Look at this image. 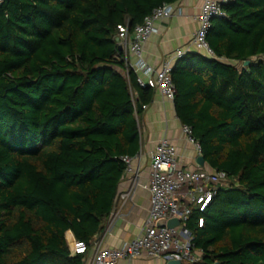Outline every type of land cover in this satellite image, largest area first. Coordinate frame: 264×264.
<instances>
[{"label": "trees", "instance_id": "16d2710c", "mask_svg": "<svg viewBox=\"0 0 264 264\" xmlns=\"http://www.w3.org/2000/svg\"><path fill=\"white\" fill-rule=\"evenodd\" d=\"M180 1L0 0V264H85L74 245L104 231L155 94L126 73L119 27ZM223 9L219 60L172 73L179 121L229 182L184 227L197 264H264V0Z\"/></svg>", "mask_w": 264, "mask_h": 264}, {"label": "built area", "instance_id": "2783aa9c", "mask_svg": "<svg viewBox=\"0 0 264 264\" xmlns=\"http://www.w3.org/2000/svg\"><path fill=\"white\" fill-rule=\"evenodd\" d=\"M232 0H204L201 12L196 17L198 29L194 33L187 49H178L158 67H152L144 59V45L154 34L158 33V23L170 19L175 13L174 5H163L145 18L142 24L129 32L126 26L119 27V46L124 52L126 73L133 71L142 89H153L168 101L174 103L177 89L172 73L176 64L189 53L196 52L206 59L219 60L208 43V34L213 21L226 16L223 7ZM148 107H144L146 110ZM183 135L193 144L201 155V148L193 137L190 126L182 125ZM138 158L125 156V176H131L128 190L120 195L122 202L132 199L138 185L139 170L134 167ZM228 175L225 172H203L187 169L183 166L176 148L167 139H162L151 154V209L146 220L143 235L134 239L122 249H104L94 239L90 246L76 242L75 254L92 255L91 264H118L119 261H132L146 257L167 264L181 261L182 264H197L202 252L195 249L193 235L184 225L190 219L194 209L204 213L212 203L218 190L227 188ZM178 219L180 226L175 229L159 228L160 220ZM199 220V228L203 227Z\"/></svg>", "mask_w": 264, "mask_h": 264}, {"label": "crops", "instance_id": "0c3cea01", "mask_svg": "<svg viewBox=\"0 0 264 264\" xmlns=\"http://www.w3.org/2000/svg\"><path fill=\"white\" fill-rule=\"evenodd\" d=\"M218 1V0H217ZM204 0H181L174 5L175 13L170 19L157 25L158 33L152 35L144 45V59L148 65L158 68L163 61L178 49H187L198 29L196 17L200 14ZM174 103L155 92L154 100L146 109L140 123V150L134 160L138 172V185L132 199L120 200V195L130 186V177L124 176L116 198V206L110 215L104 231L97 240L104 249H122L137 237L143 235L146 220L151 209V154L162 140H169L176 148L183 166L187 169L212 172L209 166L200 167L197 159L201 156L196 147L188 142L182 133ZM88 255L85 264H91ZM118 264H164L146 257Z\"/></svg>", "mask_w": 264, "mask_h": 264}, {"label": "water", "instance_id": "95a60500", "mask_svg": "<svg viewBox=\"0 0 264 264\" xmlns=\"http://www.w3.org/2000/svg\"><path fill=\"white\" fill-rule=\"evenodd\" d=\"M250 65H251V62H246L244 64V67H248ZM197 164L200 167H205L206 166V163H205L204 158L202 156H200L197 159ZM179 226H180V221L178 219H172V220H169V221L160 220L157 223V227H159V228L167 227L168 229H175V228H177ZM167 264H182V263H181V261H170Z\"/></svg>", "mask_w": 264, "mask_h": 264}]
</instances>
